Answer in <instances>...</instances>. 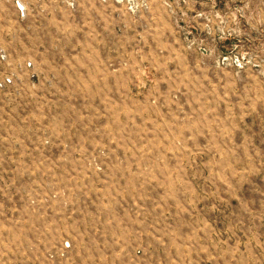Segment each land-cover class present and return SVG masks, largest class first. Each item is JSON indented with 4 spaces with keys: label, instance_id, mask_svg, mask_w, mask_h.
I'll use <instances>...</instances> for the list:
<instances>
[{
    "label": "rangeland",
    "instance_id": "374dc122",
    "mask_svg": "<svg viewBox=\"0 0 264 264\" xmlns=\"http://www.w3.org/2000/svg\"><path fill=\"white\" fill-rule=\"evenodd\" d=\"M0 264H264V0H0Z\"/></svg>",
    "mask_w": 264,
    "mask_h": 264
},
{
    "label": "built area",
    "instance_id": "2783aa9c",
    "mask_svg": "<svg viewBox=\"0 0 264 264\" xmlns=\"http://www.w3.org/2000/svg\"><path fill=\"white\" fill-rule=\"evenodd\" d=\"M8 81H10V80H8ZM65 245H66V247H69L70 244L69 243H66Z\"/></svg>",
    "mask_w": 264,
    "mask_h": 264
}]
</instances>
